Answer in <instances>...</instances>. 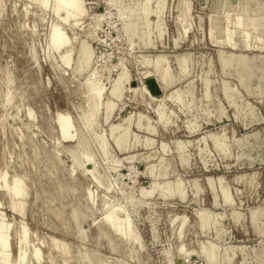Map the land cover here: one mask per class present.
I'll return each instance as SVG.
<instances>
[{"label":"rangeland","instance_id":"obj_1","mask_svg":"<svg viewBox=\"0 0 264 264\" xmlns=\"http://www.w3.org/2000/svg\"><path fill=\"white\" fill-rule=\"evenodd\" d=\"M42 1L0 0V172L18 178L26 191L22 217L0 192L10 264L22 225L25 264H264V0H150L152 13L131 40L123 30L133 17H120L118 7L138 8L142 0H113V6L83 0L73 28L60 20L63 12L53 14L54 0H44L41 9ZM53 27L71 42L68 67L59 64L60 52H48ZM224 31L230 43L215 44ZM219 52L247 55L246 86L235 74L241 66L223 70ZM157 64L169 76L167 87ZM121 72L127 79L112 94ZM86 82L87 91L102 89L90 130L81 119ZM58 113L83 141L76 153L91 156L93 166L72 163L74 144L61 142L53 124ZM110 210L130 226L136 243L119 242L99 223ZM202 218L206 228L199 227ZM52 240L65 248L67 262ZM34 249L39 263L30 260Z\"/></svg>","mask_w":264,"mask_h":264},{"label":"bare ground","instance_id":"obj_2","mask_svg":"<svg viewBox=\"0 0 264 264\" xmlns=\"http://www.w3.org/2000/svg\"><path fill=\"white\" fill-rule=\"evenodd\" d=\"M26 1L30 2V4L33 3V0H26ZM54 1H55V6H54L53 14L58 18L60 12H63V17L60 18V20H62L63 22H68L69 26L72 27V28L75 27L76 24H78L77 21L83 16V11H84V9L82 8V3H83L82 1L83 0H54ZM37 2H39V1H37ZM37 2L35 1V3H37ZM149 3H150V0H142V2L140 3L141 5L138 8L136 6L135 7L131 6V7L127 8V9L118 7V14H119L120 17H125L127 19L129 18L128 15H130V16L132 15V17H133V21L134 22L130 23V21L128 19L127 22H126L127 26H124V30H123L128 40H131L135 35L138 34V32H137V34H135V29L136 28L138 29L139 21L140 20L143 21L144 18H146L148 15H150L152 13V11H151V9L149 7V5H150ZM107 4L109 6L116 5V3L113 0H110L109 2L107 0ZM39 6H40L41 9L45 8L44 7V0L41 2V5H39ZM71 10H73V15L69 16L68 11H71ZM125 11H127V12H125ZM181 13H183V12H181ZM160 14L161 13L157 12L156 20H155L156 21V29H158V30L160 29V20H161ZM184 15H185V13H184ZM184 15H183V17H184ZM182 18H181V20H182ZM178 22H180V19H179ZM238 23L242 25V17L240 15L238 16ZM26 27H27V25H26ZM189 27L190 26H188L186 29L184 28L185 29L184 31H187V29ZM224 32L225 33L222 36V39L220 41L219 40L218 41L213 40V42L215 44L228 45L230 43V40H231L230 33L228 31H224ZM49 33H50V35H49V40H48V45H47L48 52H58V53L60 52L59 53L60 56L58 57L59 58V64L62 65V66L68 67L70 65V61H71V59H70L71 58L70 57V54H71V42L66 37H64L63 34L55 27L51 28ZM182 33H183V31H182ZM184 34H186V32ZM143 36H148V33L144 32L141 35V38H143ZM158 37L160 38V36H158ZM183 38H185V37H183ZM218 59H219L220 66H221V68L223 70H226V68H229L231 65H234V66H239L240 65L241 66V71H236L235 72L237 80L239 81V83L242 86H246L248 84V81H249V78H250V68H249V64L248 63H249L250 59H248L247 55H244V54H238V55L230 54V55H228L227 54L225 56V55H222L220 53ZM179 62H180V60H179ZM142 63H144V62H142ZM156 70L161 76V81H159V82H161L160 84L162 86H164V87H167L168 84H169V76L166 74L164 68L162 66H160V64H157ZM125 76H127V75H125ZM144 77H146V76H144ZM123 78H124V74L121 72L120 75L118 76V79H117L116 83L113 84L114 86L111 89V93L112 94H114V92H115V94H117L116 92H118V88L121 87L122 83L126 81L125 79H127V78H124V79ZM148 78L152 79L153 81H155L157 83L155 77L152 76V77H148ZM6 83H8V80L6 81ZM207 84H208L207 79L206 78L203 79V85H204L203 88L205 87V89H206V87H208ZM157 85H158V83H157ZM90 86H91L90 83L86 82V84H85V88H86V92H85L86 93V98H85V100H86L88 109H87L86 114L81 117L82 122L84 123V125L89 130L93 128V126L95 124V121L97 119L98 111H99V105H100L99 99L101 100L100 96H102L101 95V90L102 89L100 87H96L95 88L93 86L95 89L92 92H90V90L87 91L90 88ZM158 87H159V85H158ZM159 89L161 90L160 87H159ZM223 89L225 91L226 86H223ZM6 90H8V89H6ZM144 92H146V91H144ZM174 93H175V91H174ZM9 94H6L5 98H4V103L7 104V105L10 103V100H11V97H10ZM163 95H164V93H163ZM172 95H173V97H175L177 99V101L179 100V97L177 96L176 93L172 94ZM162 98H164V97H162ZM171 100H172V98H171ZM183 106H185V108H186V104L185 105L183 104ZM106 108L108 110H110V111H109V113H107L108 111L106 112L105 122L108 120L109 114L111 113L112 104H107ZM26 113H27L26 114V118L28 120H31L32 119L31 113L30 114L28 112H26ZM18 114H19V112H18ZM68 118L69 117H67L65 114H61V113L56 114V116H54V118H53V124H54V126L56 128L58 139L61 142H64V143H73L74 144V149L71 150L70 155H69L71 157V161H72L73 164H76V166H79V165H81L83 163L91 164V163H89V162H91V159H90L91 156H90V158L88 157L90 159V161H89L87 156L81 157V156H79L76 153V149L77 148H82L84 145H83V141H81L80 138H78V137H76L74 135L75 134L73 132L74 129L72 128V124H71L70 120H68ZM161 118H162L161 116H157L158 122L161 121ZM115 128L116 127H113V126L110 127L111 135L113 136V141H114L116 147L121 150L125 146L123 147L124 144L122 143V140H120L116 136H114L115 134H113V131H114ZM187 128H188V133L189 134H192V133L195 132V127L193 125H189ZM123 137H125V134H123ZM98 143H99V146H100V149H101L102 153L105 154L107 152L105 144L103 143L102 140H98ZM212 145H214V148L220 154H225L224 148L219 147L217 142H216V140L213 141ZM91 165L93 166L94 163L91 164ZM72 167H73V165H72ZM91 170L94 171L93 168H91ZM90 173L91 172H89V174ZM72 174H73V171H72ZM90 176L92 177L91 174H90ZM93 180H95V179H93ZM97 186H99V185H97ZM0 192L7 199V206L6 207L11 212L15 213V215H18V216H21V217L24 216V205L25 204L23 203V201H24V199L26 197V191H25L24 187L22 186L21 181L18 178H16V177H14V178H12L10 180H7L5 172L1 171L0 172ZM90 196L91 195L88 196L89 197L88 198L89 201H91ZM92 204H94V203L92 202ZM116 214H117L116 210H110V211L105 212V214L100 218L99 223L101 225H103L104 227H106L108 229V231L113 236H115L118 239L119 242H122L124 244H134V243H136V237L134 236L130 226L124 220H117L116 219ZM71 217H72V219L74 221H76L77 218H78L77 214L75 212H72ZM205 221L206 220L204 218H202V221H200V224H199L200 228H206V222ZM25 227H24V225L20 226V229L15 234L14 247L16 248V251H17L16 252V256H15V259H16V261H15L16 263L15 264H25V258H26L25 246H27V244H26L27 235H25V234H27V232L25 231ZM8 235H9V223H4L3 221L0 222V264H10L9 251L11 250L12 245H11V242H10V239H9ZM78 237L82 238V235L79 234ZM50 242H51V244H50L51 248L54 251H56L59 255L62 256L64 262H67V258H66L67 253L65 251V248H63L62 246H60L59 244H57L53 240L50 241ZM31 248H33V247H31ZM139 249H140V247H139ZM39 255L40 254H39L38 250L34 249L33 253L30 255V260L32 262H34V263L35 262L39 263L40 262V256ZM128 255L130 257L133 256L132 252L128 253Z\"/></svg>","mask_w":264,"mask_h":264},{"label":"water","instance_id":"obj_3","mask_svg":"<svg viewBox=\"0 0 264 264\" xmlns=\"http://www.w3.org/2000/svg\"><path fill=\"white\" fill-rule=\"evenodd\" d=\"M152 91L154 92V93H159V89L157 88V85L155 86L154 84L152 85Z\"/></svg>","mask_w":264,"mask_h":264}]
</instances>
